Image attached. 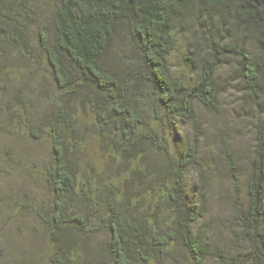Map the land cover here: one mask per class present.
<instances>
[{"label": "trees", "instance_id": "obj_1", "mask_svg": "<svg viewBox=\"0 0 264 264\" xmlns=\"http://www.w3.org/2000/svg\"><path fill=\"white\" fill-rule=\"evenodd\" d=\"M189 21L203 51L179 40ZM14 53L50 85L31 101L0 84L8 104L38 112L29 135L51 140L47 264H264V124L248 156L221 155L224 244L209 235V156L179 128L230 86L264 110V0H0V80Z\"/></svg>", "mask_w": 264, "mask_h": 264}, {"label": "rangeland", "instance_id": "obj_2", "mask_svg": "<svg viewBox=\"0 0 264 264\" xmlns=\"http://www.w3.org/2000/svg\"><path fill=\"white\" fill-rule=\"evenodd\" d=\"M195 29L193 21L183 28L178 27L179 40H198ZM198 43L203 51L205 44L201 40ZM9 63L10 72L18 76L12 74L0 80V84H6L5 93L21 89L31 101L41 98L37 84L50 86L46 71L25 65L15 53ZM226 71L227 67H222L220 74ZM22 73L28 75L21 76ZM7 99L0 93V263L47 264L46 254L57 250L55 243L47 241L48 233L40 219L50 203L44 175L50 165L51 140L48 136L36 140L29 135L28 123H35L39 116L34 108L25 107V110L22 103L8 104ZM196 113V122L180 124L179 128L184 138L198 135L201 149L209 156L208 160L205 158L206 181L202 183V189L206 190L207 219L212 222L209 235L216 243L224 244L230 190L221 155L226 146L235 150L241 159L248 156L254 128L259 122L264 124V110L256 111L251 102L245 101L241 93L230 86L215 112L198 106ZM90 142L94 153L89 152V155L104 161V153L93 145L91 138ZM190 178L198 180L195 173ZM89 257L91 255H87L86 261Z\"/></svg>", "mask_w": 264, "mask_h": 264}]
</instances>
